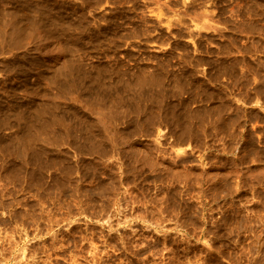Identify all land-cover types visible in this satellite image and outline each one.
<instances>
[{
    "label": "rangeland",
    "instance_id": "rangeland-1",
    "mask_svg": "<svg viewBox=\"0 0 264 264\" xmlns=\"http://www.w3.org/2000/svg\"><path fill=\"white\" fill-rule=\"evenodd\" d=\"M0 264H264V0H0Z\"/></svg>",
    "mask_w": 264,
    "mask_h": 264
}]
</instances>
